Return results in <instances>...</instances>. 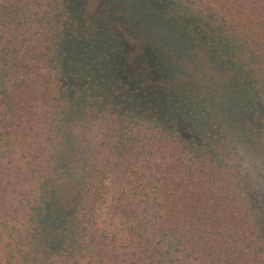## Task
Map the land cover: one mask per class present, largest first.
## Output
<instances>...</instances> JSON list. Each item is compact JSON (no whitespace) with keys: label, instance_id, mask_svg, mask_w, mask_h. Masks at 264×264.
Wrapping results in <instances>:
<instances>
[{"label":"trees","instance_id":"obj_1","mask_svg":"<svg viewBox=\"0 0 264 264\" xmlns=\"http://www.w3.org/2000/svg\"><path fill=\"white\" fill-rule=\"evenodd\" d=\"M73 1L0 0V264H264V0Z\"/></svg>","mask_w":264,"mask_h":264},{"label":"rangeland","instance_id":"obj_2","mask_svg":"<svg viewBox=\"0 0 264 264\" xmlns=\"http://www.w3.org/2000/svg\"><path fill=\"white\" fill-rule=\"evenodd\" d=\"M86 3H84V0L78 3L74 0L72 10L76 13L77 16L75 18L83 19L89 18L90 16L98 14V7H99V0H85ZM99 15V14H98ZM83 17V18H82ZM118 26L120 27L121 24L118 23ZM122 32H124V37L126 40L133 41L131 36H129V32L126 29H121ZM129 38V39H128ZM134 43V42H133ZM264 162H262L260 159H258L257 155H250V157H247V160L245 161V166L243 168L244 171L247 172V175L249 177V181L251 184L254 185L255 190L258 192L259 196L264 199Z\"/></svg>","mask_w":264,"mask_h":264}]
</instances>
